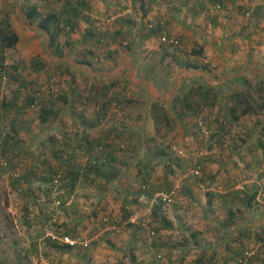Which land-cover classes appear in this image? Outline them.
Listing matches in <instances>:
<instances>
[{
    "label": "rangeland",
    "instance_id": "rangeland-1",
    "mask_svg": "<svg viewBox=\"0 0 264 264\" xmlns=\"http://www.w3.org/2000/svg\"><path fill=\"white\" fill-rule=\"evenodd\" d=\"M135 1L137 10L142 3L161 2ZM63 2L0 0V13H6L10 29L18 39L12 49L4 51L6 66L0 75V161L8 169L0 165V264H237L238 254L244 251L251 256L242 264L264 262V251L257 257L250 240L240 248L233 228L235 223H240L237 222L240 215H244L240 213L243 195H250L251 187L261 190L262 186L254 181L264 180V111L238 117L237 131L243 138L234 135V139L235 129L230 126L226 130L224 126L231 121L229 95L244 92L255 100L258 90L264 92V30L256 36L247 27L242 49V45L234 42L235 32L223 31L221 36H213L210 22L202 23V37L196 36L199 26H195L194 36L193 29L183 27L182 33H178V29L166 26L156 35H150L138 27L141 20L136 13L132 24L147 39L138 44L128 42L126 35H118L111 41L112 20L102 17L98 24L109 35L97 33L94 40L99 41L84 46L93 49L95 54L91 58L82 57L83 48L74 52L69 43L64 44L66 33L58 37L62 56L56 58L50 53L44 35L31 29L36 26L28 24L23 17L29 6L35 5L38 13L45 15L50 13L46 11L48 6ZM115 3L132 5L131 0ZM217 7L214 11H219ZM128 13L117 17H123L121 20L125 22ZM162 34L177 40L178 46L160 47ZM213 37L216 40L206 47L203 41ZM207 51L214 57L209 62L204 60ZM124 58L128 66L124 63L119 74ZM36 63H43L45 68L33 78L32 67ZM183 65L189 69L185 70ZM194 67L199 69H191ZM200 68L205 70V76L197 73ZM75 69H80V73L74 74ZM177 69L190 74L181 75V71L177 74ZM130 70L134 73L131 77ZM88 72L91 75L106 72L110 77H94ZM177 75L180 77L176 78ZM64 77L73 85L67 97L62 89L66 83ZM32 79L35 86L19 84ZM145 79L151 84L148 93L143 88L134 89L136 81L145 82ZM110 82L114 85L103 90ZM43 84L47 87L43 88ZM28 95L34 96L32 107L27 105ZM45 96L52 99L48 100L51 109L69 112L76 118L82 104L91 99L95 106L87 107L90 117L84 121L94 125L100 118L102 122L93 130L87 128L82 132L84 122L77 120L56 124L61 127L58 134L44 133L43 128L50 123L41 126L29 119L38 113L39 102L46 104ZM180 97H186L193 107L184 110L177 106L175 102ZM153 100L165 105L167 125L152 123L147 116V106ZM63 101L71 104L62 107ZM220 127L226 134L223 136L228 137L224 149L243 148L244 153L257 157L253 166L241 172L215 173L214 177L210 163L213 159L208 152L219 146L212 136L217 137ZM95 136L101 140L97 141ZM85 139L107 146L104 152L110 153L111 161L105 160L94 167L100 169L102 176L87 170L97 146L87 153ZM230 159L229 163L237 167L235 160ZM196 165L201 169L199 176L192 173ZM77 169L81 174L73 182L71 174ZM31 170L35 171L32 176L38 184L33 183ZM44 173L60 174V181L63 177L60 186V181L56 184L55 193L51 183H40ZM226 176L232 177L233 182L227 205L233 212L231 218L219 201L222 194L215 186L203 190ZM181 182L187 186L182 187ZM236 184L240 187L235 189ZM169 192L174 193L170 204L154 203V193ZM55 201L59 205L55 206ZM189 215L197 221L186 220ZM59 217L66 218L59 221ZM114 224L117 230L110 229ZM64 238L74 244L67 245ZM122 247L127 248L121 250ZM131 248L132 255L137 250V258L129 261Z\"/></svg>",
    "mask_w": 264,
    "mask_h": 264
},
{
    "label": "crops",
    "instance_id": "crops-1",
    "mask_svg": "<svg viewBox=\"0 0 264 264\" xmlns=\"http://www.w3.org/2000/svg\"><path fill=\"white\" fill-rule=\"evenodd\" d=\"M93 1H96L97 4H94ZM115 1L117 0H64L63 3H59L58 5L48 6L50 8L46 9V11L56 15L58 21L60 22L59 26H63L65 29L64 32H62V34L65 33L68 34V36H66L63 39L64 41L63 43L64 44L69 43L72 46V49H74V52L83 50L85 45H92L94 43L96 44V40H94V37H96L97 33L98 34L100 33L102 35H109L107 30L104 27L99 26L98 24L100 18L102 17L112 20L110 30H113V32L110 35V37L113 40L111 41L117 39V36L123 31L122 36L120 37H124V35H126L128 42H136L138 44L142 42H146L147 41V39H145L146 36L142 35V33L139 34L138 28L134 27V24H132V20H133L132 16L134 14L136 15V13H139V19L141 20V22L138 23V27H140V29L142 28L143 31L147 30L146 32L158 28L159 29L157 31H159L160 29L166 26V27H172L174 29H178V33H182L180 29L184 27V28L193 29L191 30L192 32L191 31L190 32L194 36L195 26H199L200 32L196 33V36L202 37L201 34L202 23L205 24L210 22L211 27L213 28L212 29L213 36L216 35L221 36L223 31L229 32L230 30L232 32H235L236 38L234 39V42L242 45V49L244 48L243 43L247 39V35L245 34L247 27L250 28L251 32H253L256 36H260L262 30H264V0H217V1L216 0H160L161 1V2L159 1L160 4L156 2L153 5L141 4L138 6L140 7V10H137L135 8L137 6L135 5H131V6L116 5ZM213 1H216L217 4H214ZM167 3H169L170 5L169 7L166 6ZM216 5H219V11H214V7ZM34 7L36 6L34 5ZM120 13L121 16H125L124 14L128 13L125 22L124 21L122 22L121 20L123 17H117L119 16ZM215 40L216 39L213 37L212 39H209L207 42L203 41V43L205 44V46L207 45L210 47L212 45V42ZM84 50L85 51H83L82 57L91 58L95 54L93 49L90 47ZM204 56H206L204 60L207 61L213 60L214 58L212 57L213 55H211V53L208 51L204 54ZM209 56L211 57L209 58ZM117 61H119V58L117 59ZM124 63H125V58L123 63L120 64L121 69L119 74L124 69L125 65L128 66V62L125 63V65ZM79 70L80 69H75V71L73 70L74 74L80 73ZM146 71L148 70L146 69ZM176 71L177 74L179 71H181L182 72L180 73L181 75L185 73L190 74V72H185L180 69H177ZM128 73H129V77H131V75L134 74L132 73L131 70ZM197 73L199 75H202L203 72L199 70V72ZM88 74H90V72H88ZM119 74L116 75L117 78ZM32 75L34 78L36 76V73H32ZM76 75L79 76L78 74ZM91 76L110 77L109 73L106 72H94L92 73ZM179 77L178 75L176 76V78ZM62 80L66 81L62 89H64V91L66 92V97H67L69 96L67 92L69 89L73 88V85L70 84V82L69 83L67 82L68 78L64 77V79ZM143 81L144 80L142 81L139 80V82L136 81L134 83L135 84L134 89L140 90L141 88H143L144 92L148 93L151 87L150 80L148 81L147 79H145V82L147 83ZM19 84L21 85V87L35 86L36 81L35 79H32L31 81L29 80L26 83L20 82ZM41 86H43V88L47 87L46 84H43ZM198 86L201 85L198 84ZM46 98L47 100L49 99L52 100L50 97H46ZM76 98H79V96H76ZM67 104H71V103H67ZM67 104L65 101L63 104H61V106L64 107L63 105L67 106ZM94 104L95 103L91 99L85 101L82 104V109L77 113L78 118H76V115L70 114L69 112L62 110L57 112L55 109H53L52 116L50 117L51 120L47 119L45 122V123H50V125L45 128L41 127V130L43 128L44 133L48 131L50 133L58 134L61 127H57L56 124L75 123L78 122L77 120H79L80 122L81 121L84 122L83 125L85 127L83 126L82 132L85 131L84 129L87 130V128L93 130L94 128H96L97 125H91L89 124L88 120L87 122L84 120L85 118L90 117L89 116L90 114H88L89 109L87 110V107L93 108L95 106ZM175 104L179 106V103L177 101L175 102ZM51 105L52 104L48 105V107ZM32 106L33 104L30 105V107ZM84 109H86V112L83 111ZM54 110L56 112H54ZM38 114L39 113H37L34 117H30L29 122L31 121V123L33 124L40 123L39 122L40 118ZM175 119L179 121L178 118L175 117ZM237 122L238 120H236L235 122L227 121V123L225 121L226 125L224 126L226 130L230 126L235 129L232 136L235 135L236 138L238 136L243 138L244 135L243 134L240 135L239 134L240 132L237 131L239 128ZM45 123L40 125L43 126ZM220 124L223 125L224 123H220ZM62 126L64 127V125ZM223 135L226 134L221 131V127H220L218 130L217 137L212 136V141L215 142V139H217L219 146L217 148H213L208 152L209 156L213 159L210 160V163H212L213 166L214 177L216 175L215 173H222L223 171L226 172L228 171L227 172L228 174L233 172L235 173L238 171L241 172L244 171L242 169L244 168L246 169L247 166H253L254 162L258 160L257 157L253 156L248 152L244 153L243 148H239V147L235 148L234 150L224 149L225 145L228 143L227 141L228 137L227 136L224 137ZM32 138H35L34 135L32 136ZM95 138L98 139L97 141L101 140V138H98L97 136H95ZM242 142L243 141L240 140V143ZM220 143H223V145L220 146ZM231 157L235 160L237 167L235 166L233 167V164L229 163L231 161L230 159ZM32 181L33 183L38 184L37 181L35 182V179L34 180L32 179ZM254 182L255 185L259 184L260 186L264 187V180H260L258 183L256 181ZM181 183H182V187L187 186L184 182ZM240 184H236L238 185V187L236 186L235 189L239 188ZM211 185H214L215 190H218V192L222 194L219 196V201L222 203L223 207L224 206L227 207V205H229V201L231 197V194L228 192L231 186H233L232 177L226 176V178H222L220 180V183L218 184L216 182H212L210 183L209 187H203V190L207 191L208 189H211L210 188ZM216 186L218 187L216 188ZM262 187L261 190H259V187L258 190H256L254 187H251L250 195L248 196L243 195L244 197L241 199L240 213H244V215L242 216L240 215V220H237V222L240 221V223H235L233 226V228L236 231L235 233L237 234L236 242L240 243V248L242 244H245L247 240H250L251 247L254 248V250L256 251L257 257L261 252L264 251V188L262 189ZM221 188L222 190H220ZM233 194L236 195V193ZM191 197L192 195L190 196V198ZM64 211L65 209L62 212L63 215H65ZM61 218L65 219L66 217H59L58 218L60 219L59 221L62 220ZM55 219H57V217L54 218V220ZM191 219L197 221V218H194L191 215H189L186 218V220L188 221H190ZM258 227L259 230L256 231ZM256 232L258 233L256 234ZM226 235H228V233ZM125 249L123 248L121 250H125ZM132 250L133 249L131 248V250L128 251L129 254L127 256V259L129 261H132L134 260V258H137L136 256L137 250H134V255L131 254ZM261 257L263 258V255ZM257 262L258 263L256 264H264V262H261V260Z\"/></svg>",
    "mask_w": 264,
    "mask_h": 264
},
{
    "label": "trees",
    "instance_id": "trees-1",
    "mask_svg": "<svg viewBox=\"0 0 264 264\" xmlns=\"http://www.w3.org/2000/svg\"><path fill=\"white\" fill-rule=\"evenodd\" d=\"M140 1H143V0H139V2ZM216 1H213V3L217 4ZM131 2H132V5L134 3H136L135 0H131ZM144 5H146V4H144ZM217 6H218L217 8L219 9V5H217ZM24 16H25V19H26L28 24H34L37 28L41 29L46 34V44H47L48 49H50V51H51L50 53L54 54L56 58H61L62 52L59 49L58 37L60 34H62V32L65 29L63 26H59V21H58V18L56 17V15L53 13H46L45 15H40L34 6H29L26 9V11L24 12ZM158 29L150 30L146 33H148V34L150 33V35H156V33H158L159 31L162 30V29H160L159 31H157ZM122 33H123V31L119 35L122 36ZM102 36H104V35H102ZM110 40H113V39H111V37H110ZM17 41H18L17 35L10 29V25H9L8 20H7L6 13L5 14L0 13V75L6 66L5 65L4 51L12 49L15 46V44L17 43ZM98 41L99 40H97L96 42H98ZM163 48H166V47H163ZM82 62L83 61H81L80 64H84ZM85 65L89 66L88 63H86ZM10 68L15 69V67H13L12 65L10 66ZM44 68H45V65L43 63H36L32 67V71L34 73H37V72L43 70ZM182 68H184L185 70L189 69V67H187L186 65H183ZM191 69L197 70L199 68L194 67ZM200 70L202 72L205 71L203 68H200ZM113 85H114V82H110L109 85H107V86L104 85L102 87V89L106 90L107 87H111ZM257 92H258L259 96L255 100H253V98L251 97V95L249 93H244V92H233L231 95L228 96L230 99H232V106H231V108L228 109V113L231 116L230 120L232 122H235L238 119V117L246 116V115H257V114L261 113L262 111H264V92L261 93L260 90H258ZM26 97H27V101H28L27 105H29V106L32 105V102H33L32 99L34 98V96L31 97V95H28ZM178 100H179L178 103H179L180 108L184 109V110H189L194 105L192 102H188L186 97H180V99H178ZM176 101H177V99H176ZM39 103H38L39 104V109H38L39 114L38 115L40 118L39 122L41 124H43V123H45V121L47 119H49L52 116L53 109H51L50 106L47 107L48 104H51L50 101H48V100H46V104L44 102H39ZM25 106H26V104H25ZM147 107H148L147 116L151 119L152 123H157L158 125L160 124L163 126L167 125L168 119H167V113H166L165 105H163L157 101H152V102H150V104ZM235 114H237V115H235ZM101 122H102L101 119L98 118L94 125L100 124ZM91 142L93 143V141H91V140H86V139L84 140L85 146H86L87 151H88L87 153H89L90 150L95 145L97 147H101L102 149H104V147L107 148V146L105 144H98L97 141L94 142L95 144H92ZM105 160L111 161L110 153L108 155L105 154ZM94 167L95 166H91L89 164L87 166V170L94 172L96 175L102 176L100 171H99L100 169H95ZM197 167L198 166L196 165L194 168H197ZM198 169H200V167H198ZM79 170L80 169H77L75 172H72L71 175L73 177V182H75L77 180V178L79 177V175L81 174V170L80 171ZM31 172L32 173H30V177H32V179L34 180L35 178L32 175L35 173L32 170H31ZM52 174L47 176V174L44 173V175H43L44 177L41 178L40 183L41 184L50 183ZM26 176H28V174ZM62 180H63V177H62ZM62 180L60 181L58 186H60V184L62 183ZM224 209H227L226 213L228 215V218H231L233 216L232 215L233 212L225 206H224ZM47 243H49V245L52 247H56V245H54V243H52V242H51L52 244H50V242H47ZM238 250H241V249H238ZM245 252L246 251L242 252L240 255L238 254V256H240V257L237 260V264H242V262L238 263V261L243 260V254ZM244 260H247V259H244ZM254 260H257V259H254ZM149 264H151V263H149Z\"/></svg>",
    "mask_w": 264,
    "mask_h": 264
},
{
    "label": "built area",
    "instance_id": "built-area-1",
    "mask_svg": "<svg viewBox=\"0 0 264 264\" xmlns=\"http://www.w3.org/2000/svg\"><path fill=\"white\" fill-rule=\"evenodd\" d=\"M159 44H160L161 47H168V46H170V47H177L178 46V41L175 40V39L169 38L165 34H162L160 36V38H159ZM104 162H105V152H104V149H102L101 147H95L93 149V155H92V158H91V161H90V165L91 166H96V165L102 164ZM0 165L4 169H7V165H6V163L4 161H0ZM192 173L195 176H199L200 169H198V167H197V168H195L192 171ZM13 176L16 177V178L18 177L17 174H14ZM263 177H264V174H263ZM60 179H61V175L60 174H54V175H52V178H51V181H50V183H51L50 184V187L53 189V192L55 191V189L57 187L56 184H58V182L60 181ZM144 188H145V186H142V189H144ZM152 196H153V199H154V203L159 202V203H162V204H170L172 202V198H174V193L173 192H169L168 194L154 193ZM155 199H157L159 201H155ZM157 204H155V205H157ZM54 205L55 206L59 205L58 201H55L54 202ZM115 226H117V225L114 224L113 227H111L110 229L111 230L112 229L113 230H117L115 228ZM63 240L69 246H72L74 244L73 241H69L67 238H64ZM250 256H251L250 253L245 252L243 254V260L238 261V263H241V262L243 263L244 259H248Z\"/></svg>",
    "mask_w": 264,
    "mask_h": 264
},
{
    "label": "water",
    "instance_id": "water-1",
    "mask_svg": "<svg viewBox=\"0 0 264 264\" xmlns=\"http://www.w3.org/2000/svg\"><path fill=\"white\" fill-rule=\"evenodd\" d=\"M23 19H24V21H25V16L23 17ZM30 28H31V29H35V30L40 31V32L44 35V37H45V39H46V34H45L41 29H39V28H37V27H34V26H31ZM202 75H204V74L202 73ZM204 76H205V75H204Z\"/></svg>",
    "mask_w": 264,
    "mask_h": 264
}]
</instances>
